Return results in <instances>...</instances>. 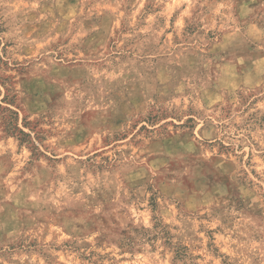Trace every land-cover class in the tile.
<instances>
[{
	"label": "rangeland",
	"instance_id": "374dc122",
	"mask_svg": "<svg viewBox=\"0 0 264 264\" xmlns=\"http://www.w3.org/2000/svg\"><path fill=\"white\" fill-rule=\"evenodd\" d=\"M0 264H264V0H0Z\"/></svg>",
	"mask_w": 264,
	"mask_h": 264
}]
</instances>
